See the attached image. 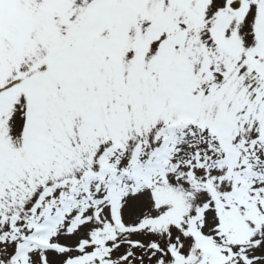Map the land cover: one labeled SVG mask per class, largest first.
Instances as JSON below:
<instances>
[{"label": "snow or ice", "instance_id": "snow-or-ice-1", "mask_svg": "<svg viewBox=\"0 0 264 264\" xmlns=\"http://www.w3.org/2000/svg\"><path fill=\"white\" fill-rule=\"evenodd\" d=\"M0 264H264V0H0Z\"/></svg>", "mask_w": 264, "mask_h": 264}]
</instances>
